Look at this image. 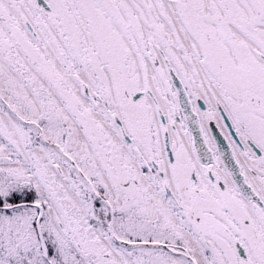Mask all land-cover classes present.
<instances>
[{
    "label": "snow or ice",
    "instance_id": "snow-or-ice-1",
    "mask_svg": "<svg viewBox=\"0 0 264 264\" xmlns=\"http://www.w3.org/2000/svg\"><path fill=\"white\" fill-rule=\"evenodd\" d=\"M0 264H264V0H0Z\"/></svg>",
    "mask_w": 264,
    "mask_h": 264
}]
</instances>
